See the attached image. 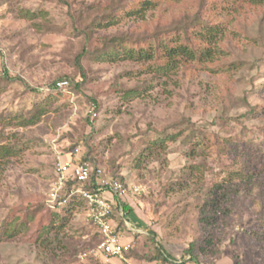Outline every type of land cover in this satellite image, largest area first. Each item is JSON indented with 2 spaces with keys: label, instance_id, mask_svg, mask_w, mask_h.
Masks as SVG:
<instances>
[{
  "label": "rangeland",
  "instance_id": "rangeland-1",
  "mask_svg": "<svg viewBox=\"0 0 264 264\" xmlns=\"http://www.w3.org/2000/svg\"><path fill=\"white\" fill-rule=\"evenodd\" d=\"M113 3L0 0V117L29 118L41 105L45 112L32 127L0 124V146L16 151L0 159V264H128L104 256L82 201L73 199L67 210L49 202L58 165L84 158L100 183L141 189L124 200L133 210L129 228L117 221L142 257H129L130 264H163L159 246L194 264L185 254L192 244L197 264H264V191L256 188L264 179V5L220 15L232 22L216 57L187 72L156 76L146 70L152 62L88 56L79 89L69 83L51 90L60 78L78 79L84 36L74 23L96 28L101 46L105 37L139 28L141 20L127 15L98 29ZM194 12L162 7L145 18L161 17L155 27L169 29ZM237 62L239 70L224 71ZM132 89L141 95L125 99ZM159 138L165 145L139 159ZM248 173L252 180L242 177ZM231 186L245 189L234 202Z\"/></svg>",
  "mask_w": 264,
  "mask_h": 264
},
{
  "label": "trees",
  "instance_id": "trees-1",
  "mask_svg": "<svg viewBox=\"0 0 264 264\" xmlns=\"http://www.w3.org/2000/svg\"><path fill=\"white\" fill-rule=\"evenodd\" d=\"M240 4L239 10H234L233 4ZM264 5V0H114L112 10L107 14L109 22L99 23L98 29L107 31L112 27L118 26L120 18L136 16L141 20L137 23V27L129 31L124 36H111L110 38H104L102 46L96 42L94 35L96 34V28L87 27L85 29H78L77 24L74 23V29L84 36L83 49L75 57V64L78 68L79 76L76 78H60L58 81L53 82L50 86L53 91H61L63 88H59L60 82L70 83V87L79 89L84 81H87V75L82 65V61L85 57H104L110 61H122L132 60L136 62H152L149 68H146L147 72L153 73L156 76L177 75L179 72L188 71L193 63H206L213 61L216 57L219 45L222 43L226 35L228 34V26L230 22H224L220 19V15L229 16L231 13H237L243 10L244 6H258ZM193 6L195 10L194 14L187 17V20L182 24L173 25L171 28L162 29L160 26L155 27V23L161 24L164 20L157 16H153L152 20H146L145 16L148 12L161 11L163 8L173 7L174 9H185ZM29 15V14H27ZM166 21V20H165ZM230 27H233L232 25ZM81 30V31H80ZM84 31V32H83ZM233 30L232 32H234ZM226 39V38H225ZM224 42V41H223ZM218 46V47H217ZM90 47L95 50L91 51ZM240 63H233L229 65L224 71L239 70ZM243 65V64H242ZM215 70V73H218ZM16 81L15 79H11ZM264 94V90L261 91ZM139 96L141 93L138 89L127 90L124 93V98L130 96ZM44 109L41 106H36L30 112L29 118H22L14 116L6 120H2L0 117V124L11 127H32L35 126L42 118ZM252 113V112H251ZM158 135H165L161 133ZM166 139V138H165ZM165 139L151 140L143 149H141L139 159L152 155L155 148L163 147L165 145ZM170 139H175L174 136ZM264 155V147L262 149ZM16 155L15 148L8 145L0 146V159L10 158ZM90 159L84 158L83 163H88ZM254 174L248 173L242 177H246L247 180H252ZM93 182L96 181V175L93 177ZM122 183L124 181L121 180ZM183 185V183H181ZM227 193L229 200L235 201L236 194L241 193L245 189L243 187L234 188ZM257 190L260 193L264 191V179L257 185ZM183 190V188H182ZM254 190V188H252ZM200 191V190H199ZM73 203V202H72ZM70 207V206H69ZM69 207H63L64 210ZM124 219L133 212L132 208L128 205H123ZM208 219V218H206ZM120 225V223H119ZM124 225V224H123ZM125 226V225H124ZM152 237L155 234H150ZM158 260H161L163 264H186L184 262L175 261L163 248H158ZM185 254L189 256V263L197 264L198 260L195 255V244H192ZM136 257L142 259L136 251L132 250L128 257Z\"/></svg>",
  "mask_w": 264,
  "mask_h": 264
},
{
  "label": "built area",
  "instance_id": "built-area-1",
  "mask_svg": "<svg viewBox=\"0 0 264 264\" xmlns=\"http://www.w3.org/2000/svg\"><path fill=\"white\" fill-rule=\"evenodd\" d=\"M67 85V82H60L58 87ZM93 175L89 163H60L49 202L53 207H62L73 199L82 201L86 206L88 220L100 231V249L104 256L108 260L130 264L128 254L133 250V244L124 240L117 221L124 220L126 228H129L130 225L124 219V200L130 193L139 195L141 189L136 186L129 188V185L116 179L103 184L98 176L94 183Z\"/></svg>",
  "mask_w": 264,
  "mask_h": 264
}]
</instances>
